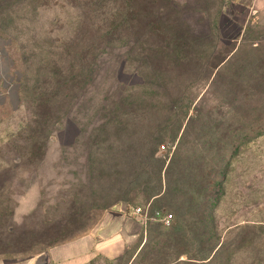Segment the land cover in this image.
<instances>
[{
    "label": "rangeland",
    "instance_id": "obj_1",
    "mask_svg": "<svg viewBox=\"0 0 264 264\" xmlns=\"http://www.w3.org/2000/svg\"><path fill=\"white\" fill-rule=\"evenodd\" d=\"M253 2L0 0V264H46L52 246L132 207L180 217L193 193L173 182V202L152 201L129 184L169 163L212 168L219 154L212 222L225 248L210 264H264V12ZM169 226L141 223L123 256L87 264H162L152 237Z\"/></svg>",
    "mask_w": 264,
    "mask_h": 264
},
{
    "label": "trees",
    "instance_id": "obj_2",
    "mask_svg": "<svg viewBox=\"0 0 264 264\" xmlns=\"http://www.w3.org/2000/svg\"><path fill=\"white\" fill-rule=\"evenodd\" d=\"M224 59L225 57L220 59L217 65H220ZM251 62L252 59L247 61V63ZM225 163H227L226 156L219 154L217 165L212 168H185L176 171L169 163L164 171V177L161 174L162 169L152 171L147 177L141 171L134 177L133 183L129 184L128 188L130 190L134 189L144 197L152 199V201L162 199L168 194L171 195L173 182L176 184L174 188L179 187L182 194L193 193L187 200L177 204L178 212L181 209L180 217L175 218L173 215L174 218L169 224V228L159 230L152 237V240H158V245L152 246L154 248L152 249L151 262L181 264L180 257L186 255L190 259L188 261L190 263L197 264L202 260H207L206 263L210 264L215 257L217 258L220 250L225 248V242L221 241L216 224L212 222L213 209L216 205L214 201L216 188L219 176L224 171ZM163 178L166 187L162 191ZM194 194H197L200 201L195 200ZM174 197L175 195H171L172 202L175 199ZM162 208L154 209L150 204L151 211ZM187 216H192L193 218L188 221L186 219ZM250 227L252 226L245 225V228ZM147 242L151 243V239ZM147 242L146 245L148 244ZM192 244H196L198 247H190Z\"/></svg>",
    "mask_w": 264,
    "mask_h": 264
},
{
    "label": "crops",
    "instance_id": "obj_3",
    "mask_svg": "<svg viewBox=\"0 0 264 264\" xmlns=\"http://www.w3.org/2000/svg\"><path fill=\"white\" fill-rule=\"evenodd\" d=\"M253 8L264 12V0H254ZM130 216H106L96 233L52 246L47 264H87L99 256L108 259L123 256L142 233L140 218Z\"/></svg>",
    "mask_w": 264,
    "mask_h": 264
},
{
    "label": "built area",
    "instance_id": "obj_4",
    "mask_svg": "<svg viewBox=\"0 0 264 264\" xmlns=\"http://www.w3.org/2000/svg\"><path fill=\"white\" fill-rule=\"evenodd\" d=\"M130 215L134 217H139L143 227L147 225V222L156 220L164 225H169L174 216L171 212L166 210L165 208L157 209L151 211L150 204L146 206H136L131 208Z\"/></svg>",
    "mask_w": 264,
    "mask_h": 264
},
{
    "label": "water",
    "instance_id": "obj_5",
    "mask_svg": "<svg viewBox=\"0 0 264 264\" xmlns=\"http://www.w3.org/2000/svg\"><path fill=\"white\" fill-rule=\"evenodd\" d=\"M47 254H48V253H47ZM47 256H48V255H47ZM49 262H50V260H49V258L47 257V261H46V264H47V263H49Z\"/></svg>",
    "mask_w": 264,
    "mask_h": 264
}]
</instances>
